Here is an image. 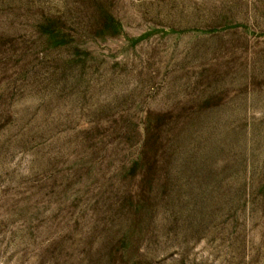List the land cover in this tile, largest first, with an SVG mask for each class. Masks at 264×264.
<instances>
[{
  "label": "rangeland",
  "instance_id": "rangeland-1",
  "mask_svg": "<svg viewBox=\"0 0 264 264\" xmlns=\"http://www.w3.org/2000/svg\"><path fill=\"white\" fill-rule=\"evenodd\" d=\"M0 264H264V0H0Z\"/></svg>",
  "mask_w": 264,
  "mask_h": 264
}]
</instances>
